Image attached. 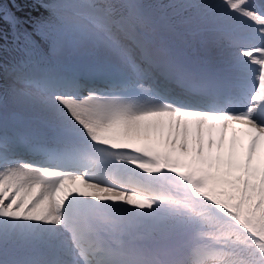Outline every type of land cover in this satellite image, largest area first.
I'll return each mask as SVG.
<instances>
[{
  "label": "snow or ice",
  "instance_id": "1",
  "mask_svg": "<svg viewBox=\"0 0 264 264\" xmlns=\"http://www.w3.org/2000/svg\"><path fill=\"white\" fill-rule=\"evenodd\" d=\"M0 264H264V0L0 2Z\"/></svg>",
  "mask_w": 264,
  "mask_h": 264
},
{
  "label": "rangeland",
  "instance_id": "2",
  "mask_svg": "<svg viewBox=\"0 0 264 264\" xmlns=\"http://www.w3.org/2000/svg\"><path fill=\"white\" fill-rule=\"evenodd\" d=\"M235 130L238 134L239 141L246 142L248 137L246 135L247 129L244 128L242 125H233L232 128L229 130V136H231L232 131ZM220 129L217 130V134L219 133ZM153 140H150L147 138V134H141L138 138L134 140L135 143H138L142 146H151L154 147V144H152ZM156 147H161L158 143L156 144ZM82 187V186H80Z\"/></svg>",
  "mask_w": 264,
  "mask_h": 264
},
{
  "label": "trees",
  "instance_id": "3",
  "mask_svg": "<svg viewBox=\"0 0 264 264\" xmlns=\"http://www.w3.org/2000/svg\"><path fill=\"white\" fill-rule=\"evenodd\" d=\"M0 2H3L5 8L10 7V0H0ZM164 2H167V0H164ZM217 130H219V128ZM229 139L231 140V136H229Z\"/></svg>",
  "mask_w": 264,
  "mask_h": 264
}]
</instances>
